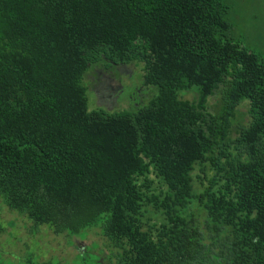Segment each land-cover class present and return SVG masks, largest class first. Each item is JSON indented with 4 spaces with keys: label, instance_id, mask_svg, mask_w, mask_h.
<instances>
[{
    "label": "trees",
    "instance_id": "1",
    "mask_svg": "<svg viewBox=\"0 0 264 264\" xmlns=\"http://www.w3.org/2000/svg\"><path fill=\"white\" fill-rule=\"evenodd\" d=\"M227 14L223 0H0L2 202L33 231L100 229L112 264H264V59ZM96 65L140 67L156 93L93 108Z\"/></svg>",
    "mask_w": 264,
    "mask_h": 264
},
{
    "label": "rangeland",
    "instance_id": "2",
    "mask_svg": "<svg viewBox=\"0 0 264 264\" xmlns=\"http://www.w3.org/2000/svg\"><path fill=\"white\" fill-rule=\"evenodd\" d=\"M223 1L228 6L229 37L243 42L264 59V0ZM141 75L140 67L135 66L113 69L94 66L85 78L91 107L105 106L111 112H133L143 107L156 92L144 87ZM193 97L192 93L184 96L190 100ZM245 120L243 117L239 121ZM20 216L0 198V255L7 263L44 259L80 264L83 257L87 264H112L107 259L109 251L100 229L87 230L70 238L69 234H54L44 227L33 231L31 224ZM81 254L84 255L78 257Z\"/></svg>",
    "mask_w": 264,
    "mask_h": 264
},
{
    "label": "flooded vegetation",
    "instance_id": "3",
    "mask_svg": "<svg viewBox=\"0 0 264 264\" xmlns=\"http://www.w3.org/2000/svg\"><path fill=\"white\" fill-rule=\"evenodd\" d=\"M120 92H121V91H120ZM118 96H119V95L116 96L117 99H118ZM94 98H95V97H94Z\"/></svg>",
    "mask_w": 264,
    "mask_h": 264
}]
</instances>
